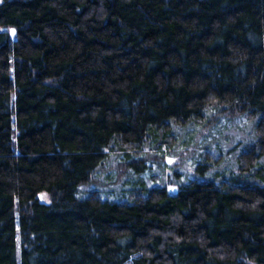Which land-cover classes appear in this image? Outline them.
I'll use <instances>...</instances> for the list:
<instances>
[{"label": "trees", "instance_id": "16d2710c", "mask_svg": "<svg viewBox=\"0 0 264 264\" xmlns=\"http://www.w3.org/2000/svg\"><path fill=\"white\" fill-rule=\"evenodd\" d=\"M211 108L241 181L79 194ZM262 158L264 0H0V264H264Z\"/></svg>", "mask_w": 264, "mask_h": 264}, {"label": "rangeland", "instance_id": "374dc122", "mask_svg": "<svg viewBox=\"0 0 264 264\" xmlns=\"http://www.w3.org/2000/svg\"><path fill=\"white\" fill-rule=\"evenodd\" d=\"M202 118L173 129L175 145L171 152L165 151L162 137L152 138L143 157L144 170L142 166L134 170V165H124L129 157L110 153L92 180L80 186L79 194L84 196L97 189L104 197L124 199L133 187L167 185L177 191L181 183L195 177L241 181L237 156L255 139L253 121L245 115L233 117L215 108ZM198 165L207 166L197 169ZM259 168L264 170L263 158Z\"/></svg>", "mask_w": 264, "mask_h": 264}]
</instances>
